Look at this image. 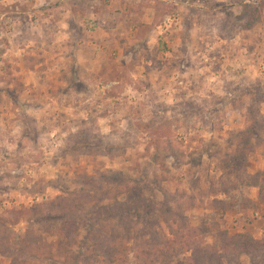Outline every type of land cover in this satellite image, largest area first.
<instances>
[{"label": "rangeland", "instance_id": "374dc122", "mask_svg": "<svg viewBox=\"0 0 264 264\" xmlns=\"http://www.w3.org/2000/svg\"><path fill=\"white\" fill-rule=\"evenodd\" d=\"M98 207L110 264H264V0H0V264H109Z\"/></svg>", "mask_w": 264, "mask_h": 264}, {"label": "trees", "instance_id": "16d2710c", "mask_svg": "<svg viewBox=\"0 0 264 264\" xmlns=\"http://www.w3.org/2000/svg\"><path fill=\"white\" fill-rule=\"evenodd\" d=\"M164 164V163H163ZM107 207L97 208L93 212L86 211V218L84 219V225L87 228V241L84 242L83 246L85 253L94 256L103 262L113 263L121 259L123 256V251L118 243V239L115 238L114 234L109 230L112 228V222L110 219L104 218L102 213ZM109 209L112 210L111 207ZM107 208V212L109 211ZM65 230H60L59 233H65ZM146 246L139 250H134V255L139 259L147 261V264H156L161 261L165 254L170 253V251L165 250L163 247L160 250H155V245L151 244L149 241L144 242ZM178 245H173L171 247L175 248Z\"/></svg>", "mask_w": 264, "mask_h": 264}]
</instances>
